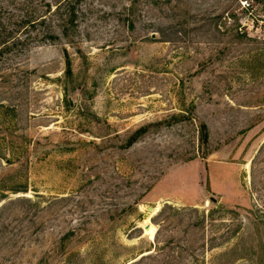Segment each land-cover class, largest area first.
I'll return each instance as SVG.
<instances>
[{
  "label": "rangeland",
  "instance_id": "374dc122",
  "mask_svg": "<svg viewBox=\"0 0 264 264\" xmlns=\"http://www.w3.org/2000/svg\"><path fill=\"white\" fill-rule=\"evenodd\" d=\"M55 31L0 39V264H132L189 208L232 235L206 264H264V0H82Z\"/></svg>",
  "mask_w": 264,
  "mask_h": 264
},
{
  "label": "trees",
  "instance_id": "16d2710c",
  "mask_svg": "<svg viewBox=\"0 0 264 264\" xmlns=\"http://www.w3.org/2000/svg\"><path fill=\"white\" fill-rule=\"evenodd\" d=\"M82 0H57L56 9L51 11L52 6L47 3V12L39 17H32L27 12L25 15H10L6 18H0V39L2 45L7 44V29L18 33H30L39 39L41 44H54L60 40V35L56 29L60 30L62 37L68 38L72 28L78 27L79 6ZM19 10H21L19 8ZM50 16V17H49ZM12 27L14 29H12ZM36 34V35H35ZM68 57V54H66ZM69 67L70 62H68ZM203 142L208 141V131L206 125H202ZM148 132V127H141L129 139L127 147H132L137 141ZM24 188V187H23ZM18 189L16 193H26L27 189ZM173 215L178 217V223L172 227L173 222L165 225L166 219L156 223L159 230L156 236V247L150 250V254L142 256L132 264H206L207 253L213 252L223 244L227 243L232 235L230 232L219 233L220 225L217 223L216 215L218 212H209L206 215L200 212L198 208H189L174 210ZM165 211L160 212L157 218H160ZM170 215L166 218L170 219ZM223 224V223H222ZM167 231L174 233L176 238L160 241L162 235ZM74 233V232H73ZM74 235V234H73ZM72 235H65L61 238V247L71 240ZM221 242V243H219ZM55 253V252H54ZM59 255V252L57 253ZM61 264H74L73 258L65 257ZM51 258H41L35 264H50Z\"/></svg>",
  "mask_w": 264,
  "mask_h": 264
},
{
  "label": "bare ground",
  "instance_id": "6f19581e",
  "mask_svg": "<svg viewBox=\"0 0 264 264\" xmlns=\"http://www.w3.org/2000/svg\"><path fill=\"white\" fill-rule=\"evenodd\" d=\"M145 224L143 225V228L145 229V232L148 234H152L154 232V226L150 223L149 219L145 220ZM146 227H149V229H146Z\"/></svg>",
  "mask_w": 264,
  "mask_h": 264
},
{
  "label": "water",
  "instance_id": "95a60500",
  "mask_svg": "<svg viewBox=\"0 0 264 264\" xmlns=\"http://www.w3.org/2000/svg\"><path fill=\"white\" fill-rule=\"evenodd\" d=\"M212 200L215 201L213 198H212ZM157 212H156V209L154 207H149L148 208V213L145 214V219H149L150 220L151 216L155 215ZM146 229H149V227H146Z\"/></svg>",
  "mask_w": 264,
  "mask_h": 264
},
{
  "label": "built area",
  "instance_id": "2783aa9c",
  "mask_svg": "<svg viewBox=\"0 0 264 264\" xmlns=\"http://www.w3.org/2000/svg\"><path fill=\"white\" fill-rule=\"evenodd\" d=\"M249 4V2H247V5ZM249 7L251 6V5H248Z\"/></svg>",
  "mask_w": 264,
  "mask_h": 264
}]
</instances>
